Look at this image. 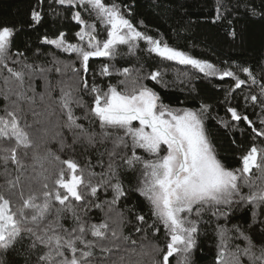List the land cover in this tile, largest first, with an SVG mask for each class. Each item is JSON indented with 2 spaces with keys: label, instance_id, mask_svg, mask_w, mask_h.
Here are the masks:
<instances>
[{
  "label": "snow or ice",
  "instance_id": "1",
  "mask_svg": "<svg viewBox=\"0 0 264 264\" xmlns=\"http://www.w3.org/2000/svg\"><path fill=\"white\" fill-rule=\"evenodd\" d=\"M44 4L45 0H35L29 14V27L35 28L44 20ZM53 5L67 11L76 23V42L69 41L66 33L59 32L54 38L44 36L41 43L74 56L67 62L52 52L46 64L25 63L26 54L13 50L19 29L0 25V75L8 74L4 82L14 85L9 92L16 96L11 107L6 106L0 115V167L4 169L7 185L0 192V264H18L10 259L18 249L24 250L21 253L24 264H126L123 255L118 260L112 259L122 247L118 242L122 233L109 224L113 212L116 217L113 223L117 220L120 223L135 221L136 232L149 228L155 233H160L161 228L164 230L167 241L164 248L153 246L150 252L137 255L151 256L152 264H170V258L179 255L182 260L178 264H190L189 256L196 247V237L205 214L228 219L241 207H247L251 213L249 228L262 236L259 254L255 251L256 242L241 225L233 228L238 237L247 241V246L241 249L236 245L235 251H231V238L221 227L216 264H244L243 257H247L250 264H264V63L258 65L259 77L252 67L237 66L245 74L242 79L231 69H219L139 31L128 18L131 9L122 8L115 2L50 0L49 8L59 16L60 11ZM248 12L264 21V0H261L260 11L251 8ZM82 13H87L89 18ZM232 14L230 8L224 7L223 0H217L213 23L226 21L229 25L227 35L233 40L238 37L243 40L244 30L238 33L232 27V20L228 19ZM98 25H103V39L99 38ZM141 40L150 45L147 48L149 54L190 65L205 76H219L221 80L232 78L234 86L229 95L237 89L243 90L244 86L249 87V93L243 96L244 104L246 107H260V127L232 106L231 100L226 107L231 121L245 122L253 135L254 142L239 157V167L229 168L218 158L206 128L208 105L195 110L174 108L163 102L155 88L144 83H161L163 77L159 70L143 72L142 68H116L105 63L100 68V76L114 78L116 82H106L103 87L96 82L89 83L85 74L90 71V60H114L121 54V46L126 47V55L136 56ZM35 54L37 57L45 55L39 48ZM77 63L79 67H76ZM51 73L60 75L59 106L66 117L65 126L70 130H83V125L77 121L91 122L90 118H94L105 131L100 134V139L95 135L87 136V145L95 147L111 142L112 147L100 153L101 157L107 154L108 160L106 167L100 162L104 170L99 173L90 167L86 172L75 160H61L55 156L57 163L50 175L44 174L48 169L36 175H26L30 167L36 171L35 165L41 157L35 151L38 147L36 141L25 130L29 125L23 116L21 102L27 101L30 106L34 104L35 95H28L29 91L35 93L32 82L40 77L50 84L48 77ZM66 77L71 83L66 82ZM252 86L258 88V93L251 92ZM46 94L51 98L50 90ZM83 95H89L90 101L85 102ZM4 99L7 101L10 96L4 95ZM39 99L44 101L45 95L41 94ZM75 109H80L83 117L76 116ZM22 120H25L23 126ZM218 122L225 129L230 127L228 121ZM257 137L262 140L259 144L255 142ZM77 139L74 138L73 143ZM61 146H64L63 142ZM30 151L31 165L25 162ZM10 163L15 165L16 171L12 178H9ZM22 178L30 193L27 197L21 186ZM34 184H39V188H34ZM17 196L20 203L14 207L13 197ZM108 196L111 198H104ZM133 196L143 197L150 216L146 218L141 214L138 204L129 203ZM120 204L123 208L117 210L116 206ZM93 208L104 211L108 218L99 223L83 220L81 214L87 216ZM68 213L74 223L66 228L62 221L68 219ZM88 234L92 239L87 238Z\"/></svg>",
  "mask_w": 264,
  "mask_h": 264
},
{
  "label": "trees",
  "instance_id": "2",
  "mask_svg": "<svg viewBox=\"0 0 264 264\" xmlns=\"http://www.w3.org/2000/svg\"><path fill=\"white\" fill-rule=\"evenodd\" d=\"M106 2H115L122 8H130L131 13L128 18L137 27V29L156 40H162L170 47L185 52L189 56L208 61L217 66L219 69H231L240 76L245 78V74L239 71L237 66L252 67L259 77L260 63H264V21L258 17H253L248 10L255 8L261 10V0H223L224 7L230 8L232 15L228 19L232 20V27H235L237 32L244 30V38L239 37L233 40L227 35L229 25L226 21H218L213 23L217 0H106ZM50 0H45L43 6L44 20L35 28L29 27V14L35 6V0H0V25L14 26L19 29L14 42L13 50L24 52L28 59L25 63L46 64L51 59L52 52L62 61L74 59L67 53H61L54 49V46L44 45L41 43L44 36L54 38L59 32L67 34V39L71 42H76L75 32L78 27L71 20L70 14L67 11L60 9V6L53 5L60 15H54L49 8ZM88 19L87 13H82ZM100 33L99 38H104L103 25H98ZM150 45L141 40L138 42L136 56L126 55V47L121 46L120 55L114 60L109 61L107 58H93L90 60V71L85 74L89 83L96 82L101 87L106 82L115 83L116 79L100 76V68L103 64L108 63L116 68H142L143 72H151L159 70L162 73V82L156 83L152 81H144L149 87L155 88L160 94L163 102L174 108H191L199 109L202 105L209 106V119L206 121L208 135L216 147L218 158L229 168L239 167V157L251 146L253 135L245 122L231 121L230 114L226 113L228 100H231V105L236 106L242 114L249 116L251 120L259 125V114L261 109L258 105L246 107L243 96L249 93V87L244 86L243 90L237 89L229 95V90L234 86L232 78L221 80L219 76H205L204 73L190 65H181L176 61H168L158 57L155 53L149 54L147 48ZM37 48L45 55L36 56ZM138 57V59H137ZM23 60V58H20ZM12 66V65H10ZM18 67V66H17ZM79 67V64H76ZM8 74L4 72L0 75V115H3V110L6 106L11 107V102L16 100V96L9 92L14 85L5 84L4 77ZM71 75L70 73L68 74ZM48 80L50 84L37 77L32 86L35 93L29 91L28 95H35L36 101L29 105L27 101L21 102L24 109L23 116L29 127L26 131L36 141L38 147L35 151L41 157V160L36 163L33 172L30 167L26 175H36L48 169L45 175H50L54 165L57 163L54 160L55 156H59L61 160L73 159L79 165L85 168L86 172L91 168L94 172H101L100 162L107 164V154L100 156V153L105 151V148H111V142L106 141L103 144H96L95 147H89L86 142V137L95 135L100 139V134L105 131L99 126L98 120L90 118L89 120L80 119L77 123L83 125V130H70L65 126L66 117L63 114L60 106V75L58 73L49 74ZM66 82L71 81L65 78ZM51 91V98L46 92ZM251 92L258 93L256 86L251 87ZM45 95L44 101L39 99V96ZM4 95H9L10 99L5 100ZM235 97V99H231ZM85 102H89L91 97L83 95ZM75 115L83 117V112L80 109H75ZM25 120H22V126ZM220 120L228 121L230 127L225 129L218 122ZM111 132V129H108ZM78 138L76 143L73 139ZM235 141V143H233ZM63 142V147L61 143ZM256 143H261V138H255ZM71 145V147H68ZM143 154L142 150H139ZM31 165V151L28 160L25 161ZM43 165V168L41 167ZM9 172L12 178L16 175L15 165H8ZM4 169L0 167V192H3L7 187L3 175ZM134 182V181H132ZM128 183V181H126ZM49 184L51 181L49 180ZM21 186L24 187L25 197L30 193L27 188V183L21 181ZM34 188H39V184H34ZM246 192L247 189H244ZM110 199L111 197H104ZM20 200L13 197L14 207L18 206ZM129 203L138 204V210L147 218L150 216L149 206L143 197L133 196ZM59 207V205H57ZM123 208V204L117 205L116 209ZM68 219L62 221L67 228L73 224L71 214H66ZM82 219L89 223H99L105 217L104 211L93 208L91 212ZM115 212L110 214L109 224L112 228L122 233L121 249L112 257L113 260H118L119 256L125 257L126 264L131 262L135 264L140 261V264H152L151 256H140L137 253L143 251H151L153 246L164 248L166 238L164 230L161 228L160 233H155L152 229H145L141 232H136L132 223L127 221L120 223L115 220ZM128 219H131L129 217ZM151 223V220H149ZM252 223L251 213L247 207H241L238 211L230 214L228 219L223 217H213L210 214H205L203 222L200 225V232L196 237V247L191 251L189 260L190 264H216V256L218 252L219 229L223 227L228 236L231 238L229 249L235 251V246L239 245L241 249L247 246V241L238 237L233 226L241 225L243 230L252 236V239L257 244L255 249L259 254V245L262 236L259 232H253L249 225ZM123 237H128L124 240ZM88 239H92L88 234ZM135 241V243H133ZM23 249H18L13 253L10 259L15 260L18 264H24ZM159 257H157L158 259ZM34 260L35 257L33 256ZM244 264H250L247 257L242 258ZM182 260L179 255L170 258V264H178Z\"/></svg>",
  "mask_w": 264,
  "mask_h": 264
}]
</instances>
